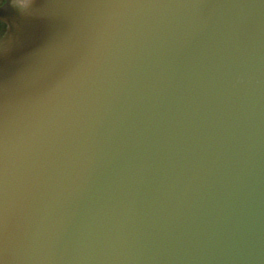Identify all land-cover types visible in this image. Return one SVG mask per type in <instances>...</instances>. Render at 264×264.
I'll return each mask as SVG.
<instances>
[{"label":"water","instance_id":"1","mask_svg":"<svg viewBox=\"0 0 264 264\" xmlns=\"http://www.w3.org/2000/svg\"><path fill=\"white\" fill-rule=\"evenodd\" d=\"M5 264H264V0H8Z\"/></svg>","mask_w":264,"mask_h":264},{"label":"flooded vegetation","instance_id":"2","mask_svg":"<svg viewBox=\"0 0 264 264\" xmlns=\"http://www.w3.org/2000/svg\"><path fill=\"white\" fill-rule=\"evenodd\" d=\"M8 0H0V11L4 8V6L7 4ZM7 31V24L3 23V21L0 18V36L5 34Z\"/></svg>","mask_w":264,"mask_h":264},{"label":"snow or ice","instance_id":"3","mask_svg":"<svg viewBox=\"0 0 264 264\" xmlns=\"http://www.w3.org/2000/svg\"><path fill=\"white\" fill-rule=\"evenodd\" d=\"M0 264H5V259L4 258H0Z\"/></svg>","mask_w":264,"mask_h":264}]
</instances>
